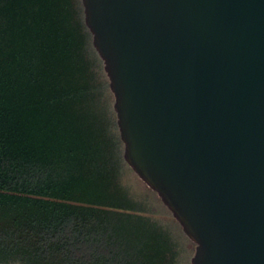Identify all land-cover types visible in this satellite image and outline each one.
<instances>
[{"label": "water", "instance_id": "water-1", "mask_svg": "<svg viewBox=\"0 0 264 264\" xmlns=\"http://www.w3.org/2000/svg\"><path fill=\"white\" fill-rule=\"evenodd\" d=\"M82 3L124 159L191 264H264V0Z\"/></svg>", "mask_w": 264, "mask_h": 264}, {"label": "trees", "instance_id": "trees-1", "mask_svg": "<svg viewBox=\"0 0 264 264\" xmlns=\"http://www.w3.org/2000/svg\"><path fill=\"white\" fill-rule=\"evenodd\" d=\"M98 55L82 0H0V264H179L121 180Z\"/></svg>", "mask_w": 264, "mask_h": 264}, {"label": "rangeland", "instance_id": "rangeland-1", "mask_svg": "<svg viewBox=\"0 0 264 264\" xmlns=\"http://www.w3.org/2000/svg\"><path fill=\"white\" fill-rule=\"evenodd\" d=\"M98 55L97 69L100 77L109 82V78L104 69L103 59ZM107 96L111 103L114 94L108 87ZM122 182L127 186L132 195L144 203L143 212L158 219L164 225L169 226L179 241V264H191V255L194 252L195 242L191 240L183 231L180 223L173 216L167 205L161 200L157 192L152 189L137 172L125 161L121 174Z\"/></svg>", "mask_w": 264, "mask_h": 264}]
</instances>
